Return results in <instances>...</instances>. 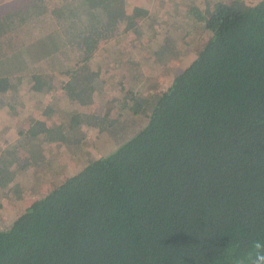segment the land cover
<instances>
[{
    "label": "trees",
    "instance_id": "16d2710c",
    "mask_svg": "<svg viewBox=\"0 0 264 264\" xmlns=\"http://www.w3.org/2000/svg\"><path fill=\"white\" fill-rule=\"evenodd\" d=\"M135 10L144 9L127 0H32L1 11L0 101L11 97L5 106L17 109L24 85L16 72L30 65L20 80L32 75L30 93L59 89L73 105L92 106L103 76L94 60L112 40L118 52L121 34L133 36L130 45L156 65L179 58L173 29L141 42ZM191 14L197 35L208 38L168 85L149 89L145 67L130 60L134 83H123L122 96L112 99V116L75 111L56 124L48 120L55 108L46 106L0 152V189L7 190L34 163L25 137L82 152L84 130L117 141L123 117L146 121L1 229L0 264H239L264 239V0H215ZM42 15L63 20L67 66L58 57L64 39L12 43L23 23ZM46 62L52 69L39 71Z\"/></svg>",
    "mask_w": 264,
    "mask_h": 264
},
{
    "label": "rangeland",
    "instance_id": "374dc122",
    "mask_svg": "<svg viewBox=\"0 0 264 264\" xmlns=\"http://www.w3.org/2000/svg\"><path fill=\"white\" fill-rule=\"evenodd\" d=\"M127 1L129 8L133 7L134 9L138 6L144 9L143 11H134L135 20L139 23L138 30L143 33L141 42L146 44L149 40L163 39L165 36H168L167 30L173 29L175 30L173 34L179 40L180 45H182L180 57L171 59L167 66L156 65L152 63L153 57L147 54V50H143L140 47L134 48L130 45V42L134 39L133 36L121 34L115 40L117 42L116 51L118 52L112 50L115 45L113 43L114 40H112L109 44L103 46V50L94 60L92 68H100L103 76L100 77L98 82L95 104L87 107L73 105L59 89L54 93H46L42 96H39L41 95L39 93L37 95L30 93V78L32 75L25 76L23 81L20 82L30 65L19 66L16 72L18 79L15 82L25 87L22 86L19 89L21 94L18 97L20 103L17 109L10 111L5 106L6 103L10 102L11 97L3 98L0 101L3 105L0 108V152L7 149L8 146L19 142L21 140L20 133L26 130L30 122H33V118H41V113L46 106L55 108V113L48 120L56 124L68 121L75 111L112 116L114 114L112 99L122 96L124 84L128 86L134 83L132 82V77H134L136 72L132 70L130 60L138 61L139 65L143 66V68L145 67L146 75L141 78L143 79V83L150 89L151 87H159V83L168 85L173 79L174 72L177 74L196 58V47L208 38V34L204 32L201 35H197V27H194L193 20L189 21V18L192 16L191 10H205L207 3L212 4L215 0ZM243 1L248 4H254L259 0ZM29 2H32V0H0V12L8 7H18ZM192 17L195 16L193 15ZM65 20L67 21V19ZM62 21V19H53L48 15H42L33 23H23L22 29L17 32V36L13 38L15 41L12 40V43L15 44L14 47L18 45L21 48L23 46V39H31L36 43L40 42V44L47 42L48 39H64L57 43L60 46L58 57L64 60L67 66L68 57L65 31L62 27H59V23H62ZM105 49L107 50L104 51ZM50 67L47 62L40 63L39 71H50L52 69ZM56 67L61 66L58 65ZM54 69L59 68L54 67ZM57 76V81H60L64 77L63 74V77H60L61 75L58 72ZM14 86L16 88V84ZM136 90L139 91L140 89ZM145 91L146 89H141L139 92L147 94ZM134 119L135 117L125 116L122 118L121 123L115 127L117 128V132L120 133L117 141L107 134H103L100 139H97L95 130H84L83 132H86L87 140L84 142L85 150L82 152L73 147L66 148L62 145H48L42 140L27 139L25 137L22 140L24 148L28 151H36V156L33 165L24 172H20L17 176L14 182V184H17L11 185L7 190L0 189V230L10 227L12 222L38 199L42 193L50 191L74 175L91 158L110 153L117 143L122 142L140 130L146 123L142 117ZM97 140L101 145L97 143ZM38 151H40L39 154L37 153ZM17 188L21 190L19 191ZM19 194L21 198L15 199Z\"/></svg>",
    "mask_w": 264,
    "mask_h": 264
},
{
    "label": "clouds",
    "instance_id": "9594fccd",
    "mask_svg": "<svg viewBox=\"0 0 264 264\" xmlns=\"http://www.w3.org/2000/svg\"><path fill=\"white\" fill-rule=\"evenodd\" d=\"M239 264H264V239L254 240Z\"/></svg>",
    "mask_w": 264,
    "mask_h": 264
}]
</instances>
